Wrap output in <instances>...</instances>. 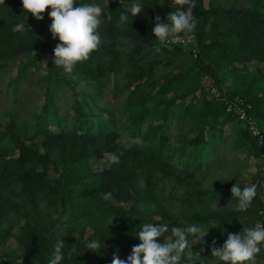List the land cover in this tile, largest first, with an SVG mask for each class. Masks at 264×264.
<instances>
[{"label": "trees", "instance_id": "1", "mask_svg": "<svg viewBox=\"0 0 264 264\" xmlns=\"http://www.w3.org/2000/svg\"><path fill=\"white\" fill-rule=\"evenodd\" d=\"M133 2L76 0L75 6L99 5L112 20L102 17L98 50L67 73L53 63L59 39L31 19L22 20L28 14L22 0H0V69L11 59L26 57L15 79L18 86L30 65L47 60V75L39 79L45 92L40 113L18 123L17 110L12 108L0 121V224H9L0 234L9 233L12 217L22 208L16 199L28 205V216L34 215L16 233L20 261L12 264H48L60 239L65 244L60 264H111L114 253L121 259L131 254L132 247L140 243L137 234L145 223L184 228L196 221H213L204 235L208 232L205 237L210 238V247L213 240L220 247L228 236L223 237L222 231L239 234L240 217L247 216L253 227L264 216L261 165L250 184L243 180L213 183L217 186L210 190L211 197L225 200L229 208L211 209L207 199H198L187 204L184 213L188 215L173 216L158 196L164 181H173L174 187L215 160L226 141V124L236 133L232 148L243 149L261 164L264 145L251 133L247 121L227 109L223 97H237L249 105L247 116L264 134V0H231L228 5L195 0L193 15L198 24L191 41L164 44L158 48L161 56L152 33L155 17L167 23V15L180 6L174 0H138L142 11L133 16ZM121 13L127 16L125 22L119 19ZM9 15L13 21L5 22ZM48 21L52 22L49 16ZM18 23L25 25L24 31L12 30ZM226 74L230 79L227 88ZM105 80L120 107L99 104ZM52 85L69 86L71 117L59 112ZM13 95L16 100V90ZM117 109L121 116L116 115ZM121 132L142 138L143 144L125 150L114 143ZM111 153L120 157L119 164L93 170L91 159L103 157L108 163ZM235 183L242 189L258 186L247 211H237L238 201L230 191ZM106 192L113 194L112 200H103L101 194ZM65 214L75 223L60 235L58 224ZM165 236L174 239L171 231ZM93 240L101 242L95 252L86 248ZM262 250L257 256L263 255ZM192 251L197 249L192 246ZM2 255L0 264L8 254ZM199 256L194 254L196 264L203 260ZM181 264L186 261L182 259Z\"/></svg>", "mask_w": 264, "mask_h": 264}, {"label": "clouds", "instance_id": "2", "mask_svg": "<svg viewBox=\"0 0 264 264\" xmlns=\"http://www.w3.org/2000/svg\"><path fill=\"white\" fill-rule=\"evenodd\" d=\"M174 3L180 8L167 15V23L163 22L159 15L155 17L152 33L162 45L183 43L190 39L198 24L197 18L193 15L195 0H174ZM75 5L76 0H22L23 10L38 21L44 19L43 13L47 9H51L48 12L52 21L49 31L53 39L58 38L60 41L54 48L53 63L57 67H63L67 73L73 71L76 63L88 60L91 53L98 50L101 43L98 28L103 22L102 17L108 21L112 20V16L105 15L104 9L99 5ZM185 5L186 9L183 8ZM130 11L133 16L141 13L142 5L138 0H134ZM119 19L125 22L127 16L121 13ZM207 27L210 29L211 24ZM12 30L22 32L25 25L18 23ZM114 143L128 150L132 146L142 145L143 139L121 132ZM107 161L111 165L119 164L120 157L111 153L107 156ZM257 187L256 184H252L242 189L236 183L231 187V196L238 201L237 211H247L257 195ZM101 196L105 201L113 199L111 192L102 193ZM168 231V224L158 226L152 223L143 224L137 234L140 243L132 247L131 254L126 259H121L114 253L111 264H181L182 259L186 264H196L194 254L199 253L192 251L193 243L190 242L189 236L195 237L203 232V227L197 225L173 227L171 234L174 239H165L163 243H158L157 238L164 236ZM203 237L200 242H203ZM64 245L61 239L56 242L48 264H60L64 259L62 253ZM261 245H264V223L257 222L253 227L243 228L239 234L229 233L220 247H217L216 241L213 240L211 255L223 264H255ZM86 248L95 252L94 250L101 249V242L90 241Z\"/></svg>", "mask_w": 264, "mask_h": 264}, {"label": "rangeland", "instance_id": "3", "mask_svg": "<svg viewBox=\"0 0 264 264\" xmlns=\"http://www.w3.org/2000/svg\"><path fill=\"white\" fill-rule=\"evenodd\" d=\"M208 0H204V3L207 4ZM216 2L223 3L225 5H228L231 0H215ZM44 19L41 21L36 20L30 13L23 17L22 20H28L31 19V21L35 22L36 24L42 25L47 32L49 31V25L51 22L48 21V13L45 11L43 13ZM14 18L12 16H5L4 21L5 22H12ZM155 48L160 54L161 49H158L159 47H162V44L159 43V41L156 39ZM162 51V50H161ZM22 57V56H21ZM26 58V57H25ZM25 58L20 59V57L11 59L7 62V66L0 69V121L5 119V111L7 109H16L17 110V122L21 123L22 121H28L33 119V115L35 113H40V110L42 108V105L45 101L44 96V85H42L39 82V79L46 74L47 70V60L44 58L40 64L29 66L28 70L25 74V77L21 79L17 86V82L15 81L17 74L22 67V63L25 61ZM164 69V68H163ZM253 69L250 67L249 70ZM159 72L160 68L157 69ZM165 70H168L165 69ZM227 75V74H226ZM224 84L225 88L229 87L228 83L230 81L228 75L224 77ZM53 88L56 89L57 95L53 97V101L59 106V112L63 114H67L68 117L72 115L71 110V98L72 95L69 90V86L62 85V86H56L52 85ZM111 85L108 82V80H105V83L103 86H100V90L103 94V99L99 102L102 106H115V108L120 107L121 103L118 102V98L114 95H112L111 91ZM216 89V88H215ZM13 90H16L17 96L16 100H14ZM118 111V109H117ZM120 111L116 113L117 116H121ZM105 115V114H104ZM69 122V118L67 119ZM53 127V125H51ZM176 127L171 128V134L175 135ZM260 131V129H259ZM177 133V132H176ZM223 133L226 135L225 142L219 146V153L217 154V157L215 156V160L209 161L208 165H203L200 170L197 171L195 176L193 178L188 179L185 182H178V184L174 187H172L170 182L173 181H164L160 187L158 188V196L159 200L162 201L163 205L167 207L168 211L173 214V216L176 215H188L187 213H184L186 210H188L187 204L203 199H207L208 206L211 209H216L221 206L222 209L231 207V204H228L225 202V200L221 198H214L211 197L210 190L216 188L217 185L213 184L214 182L218 180H234V181H240L243 180L244 184H250L251 183V177L254 173H257L258 171V165L261 169V175L264 177L263 174V165L259 164V162L256 161L253 157H248L245 153V151L242 149H233L230 145L231 141L236 137V133L234 130H231L230 124H226L223 127ZM252 133V132H251ZM260 133L264 134L260 131ZM171 140L173 141L174 138L171 136ZM259 140V139H258ZM260 142V141H259ZM264 145V139L262 138V142H260ZM264 152V147L262 149V153ZM96 160L91 159L90 165L93 167V170L97 171L98 169H102L104 167H107L109 163H106L105 158H95ZM186 184V185H184ZM140 190L142 191L144 189L143 186H138ZM189 191V192H188ZM192 191L193 193L190 197L189 193ZM184 200V201H183ZM21 203L20 210L17 211V213L14 214V217L11 219V229L9 233H6L3 231L0 234V257H2L3 252L4 254H8L6 258H4L2 261L3 264H12L13 262L17 263L20 261L18 258L19 253V245L16 239V233L19 231L20 226L24 224L29 218H33L34 215L30 213V216L25 213L29 210V207L27 204L23 203L22 199L18 198L16 199V202ZM129 203H124L125 206H127ZM206 207V206H205ZM183 211V212H182ZM182 212V213H181ZM194 213V212H193ZM191 214V213H190ZM238 225V233H241L243 228L250 227V224L247 220V216L240 217ZM174 223H177L173 221ZM75 223V220L72 218V216H68L65 214L59 221L58 224V230L60 232V235H63L65 231L73 227V224ZM199 222L196 221L197 226L203 227V232L197 234L195 237L191 236L190 242L193 243L192 246L197 249L196 256H203V260L199 259L197 261L198 264H223V262H220L217 260V258L212 257L211 255V247H210V238L209 237H203L205 233V227L214 225L213 221L209 222V224L202 223L198 224ZM8 223L0 224V230L1 228H5L8 226ZM173 227H178L176 224H173ZM169 227V226H168ZM171 228L169 227V231H171ZM168 231V232H169ZM224 233V234H223ZM232 233L229 229L227 231L221 233V235ZM166 234V233H165ZM203 237V242L201 243V239ZM224 237V236H223ZM169 240L165 235L158 237V241H165ZM198 243H201L196 247L195 245ZM263 255L262 256H256L255 258V264H264V251L262 250ZM200 257V256H199Z\"/></svg>", "mask_w": 264, "mask_h": 264}, {"label": "built area", "instance_id": "4", "mask_svg": "<svg viewBox=\"0 0 264 264\" xmlns=\"http://www.w3.org/2000/svg\"><path fill=\"white\" fill-rule=\"evenodd\" d=\"M190 41H191V38L186 39L182 44L190 42ZM210 90L215 95L217 96L219 95V92L214 87H211ZM223 99H225L227 109L235 113L239 119L247 121L249 123V128L252 134L255 135L259 139L260 142H262L263 135L260 133L254 121L247 116L246 108L249 107V105L244 106V103L241 100H239L237 97L235 98L223 97ZM261 164L263 165V174H264V152L261 154ZM258 222L264 223V216ZM261 248L264 249V245H261Z\"/></svg>", "mask_w": 264, "mask_h": 264}]
</instances>
